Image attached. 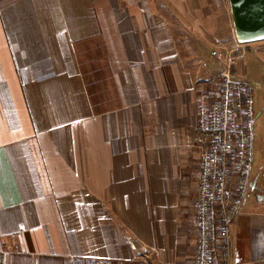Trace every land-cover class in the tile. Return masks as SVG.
Masks as SVG:
<instances>
[{
    "label": "crops",
    "instance_id": "1",
    "mask_svg": "<svg viewBox=\"0 0 264 264\" xmlns=\"http://www.w3.org/2000/svg\"><path fill=\"white\" fill-rule=\"evenodd\" d=\"M206 6L0 0V264L195 263ZM255 191L235 264H264Z\"/></svg>",
    "mask_w": 264,
    "mask_h": 264
},
{
    "label": "built area",
    "instance_id": "2",
    "mask_svg": "<svg viewBox=\"0 0 264 264\" xmlns=\"http://www.w3.org/2000/svg\"><path fill=\"white\" fill-rule=\"evenodd\" d=\"M216 48L212 57L226 70L198 96L196 145L200 176L194 201L197 258L194 264H235L232 226L247 198L254 166L256 114L250 83L233 73L243 56ZM237 53V54H236Z\"/></svg>",
    "mask_w": 264,
    "mask_h": 264
},
{
    "label": "rangeland",
    "instance_id": "3",
    "mask_svg": "<svg viewBox=\"0 0 264 264\" xmlns=\"http://www.w3.org/2000/svg\"><path fill=\"white\" fill-rule=\"evenodd\" d=\"M201 3H206L205 14H208L209 22L211 23V33L209 34L205 30L206 46L203 41L202 45L211 54L218 47L227 51L238 49L235 46L234 41L236 40L233 17L231 13V7L229 0H198ZM201 12V9H200ZM189 17L191 15L187 11ZM198 14V13H197ZM196 13L193 17L197 18L199 15ZM183 16V15H180ZM186 16V15H185ZM192 17V18H193ZM199 22V20L197 19ZM197 23V22H196ZM194 28V27H193ZM199 26H195L194 32H197L196 39L201 36L198 31ZM207 28V27H206ZM180 29H182L180 27ZM188 34L180 31L181 34L186 36L192 32L191 28H188ZM208 34V35H207ZM210 37V39H209ZM185 49L189 45L192 49L195 47V51L198 52L197 46L192 43L189 38L183 41ZM196 44V42H195ZM243 51L242 58L238 61L237 65L233 68V73L245 78L251 85L254 92V108L256 114L255 121V139H254V166L252 172V185L255 187L256 198L264 204V41L251 43L248 46L242 47ZM237 54V53H236ZM208 55V54H207ZM202 60V59H201ZM206 60V59H205ZM200 61V60H199ZM202 62V61H201ZM203 63V62H202ZM210 65L212 73L207 76L209 78L204 81L206 84L204 89L208 87L207 83L218 78L222 74L226 67L224 64L218 62L212 57L210 59ZM240 70V71H239ZM242 72V73H238ZM201 91V90H200Z\"/></svg>",
    "mask_w": 264,
    "mask_h": 264
},
{
    "label": "water",
    "instance_id": "4",
    "mask_svg": "<svg viewBox=\"0 0 264 264\" xmlns=\"http://www.w3.org/2000/svg\"><path fill=\"white\" fill-rule=\"evenodd\" d=\"M236 40L241 44L264 41V0H229Z\"/></svg>",
    "mask_w": 264,
    "mask_h": 264
}]
</instances>
